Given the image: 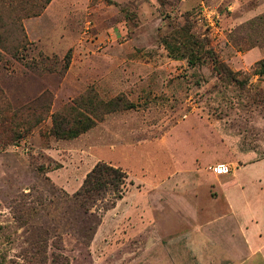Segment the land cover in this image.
Listing matches in <instances>:
<instances>
[{
	"label": "rangeland",
	"instance_id": "1",
	"mask_svg": "<svg viewBox=\"0 0 264 264\" xmlns=\"http://www.w3.org/2000/svg\"><path fill=\"white\" fill-rule=\"evenodd\" d=\"M22 2L0 0L17 10L0 29V264H264V0H51L16 49ZM90 90L132 106L50 135ZM98 162L123 195L84 205Z\"/></svg>",
	"mask_w": 264,
	"mask_h": 264
},
{
	"label": "trees",
	"instance_id": "2",
	"mask_svg": "<svg viewBox=\"0 0 264 264\" xmlns=\"http://www.w3.org/2000/svg\"><path fill=\"white\" fill-rule=\"evenodd\" d=\"M23 1V6H21V10H24L23 13L16 17L12 16L11 21H9V23L13 24L16 28L15 34L12 35V41L13 44L15 43L16 49L27 43L21 19L24 16L38 15L51 0H41V3L37 4L35 8H30L28 11H25L27 8L24 6V3L28 0ZM104 1L107 4L114 3L113 0ZM4 10H6L5 12L7 15L3 14L0 7V29L7 25L4 20L5 16L17 11L10 6V4L7 5ZM1 40L2 36L0 33V47L2 45ZM15 53L16 51L14 50L13 55H15ZM48 59L49 58L46 56H40L35 62L37 64H46ZM189 60L193 63L191 55H189ZM68 61L69 53L65 55V66L68 64ZM218 70L230 77L238 73L233 72L224 64H219ZM252 71L253 74H264V58L255 62ZM131 106L132 104L127 102L123 97L117 96L108 100H103L90 90L73 99L67 111H65V109H60L51 113V126L48 129V133L57 139H71L93 127L97 121L103 119L105 114ZM35 122H39V120H35ZM21 135L23 136L24 132H20L19 137H22ZM125 177V172L119 167L105 162H98L88 171L74 196L84 205H95L98 201L105 200L107 195L110 199L109 203H115V201L120 199L123 195Z\"/></svg>",
	"mask_w": 264,
	"mask_h": 264
},
{
	"label": "built area",
	"instance_id": "3",
	"mask_svg": "<svg viewBox=\"0 0 264 264\" xmlns=\"http://www.w3.org/2000/svg\"><path fill=\"white\" fill-rule=\"evenodd\" d=\"M213 170L217 174H223V173H227L229 171V167L225 164H218V165H215L213 167Z\"/></svg>",
	"mask_w": 264,
	"mask_h": 264
},
{
	"label": "crops",
	"instance_id": "4",
	"mask_svg": "<svg viewBox=\"0 0 264 264\" xmlns=\"http://www.w3.org/2000/svg\"><path fill=\"white\" fill-rule=\"evenodd\" d=\"M114 1H119V0H114Z\"/></svg>",
	"mask_w": 264,
	"mask_h": 264
}]
</instances>
